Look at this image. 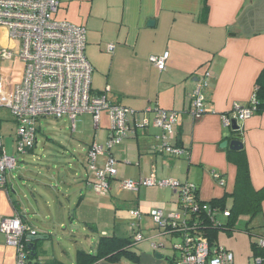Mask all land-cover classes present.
I'll return each mask as SVG.
<instances>
[{
  "label": "crops",
  "instance_id": "obj_1",
  "mask_svg": "<svg viewBox=\"0 0 264 264\" xmlns=\"http://www.w3.org/2000/svg\"><path fill=\"white\" fill-rule=\"evenodd\" d=\"M58 13L60 18L55 19L86 28L85 55L93 69V92L105 93L110 101L128 107L134 111L135 120H141L146 108L158 107L178 113L179 122L173 127V136L166 141L179 147L181 153L171 156L158 149L163 132L151 123L153 112H146L149 125L110 149L116 159L117 173L109 193H95L90 185L96 177L88 167L86 156L92 144H102L108 136V115L101 112L98 125L93 122L95 137L85 149H76L78 156L71 154L75 161L69 162L67 179L56 177L62 190L55 194V214L52 209L46 210L44 215L35 213L36 206L22 192L23 175L35 156V149H31L19 154L18 167L5 174L6 186L0 188V218L19 215L36 235L44 237L35 242L38 256L31 261L37 264H48L52 259L65 263L62 260L67 253L65 245L57 244V254L44 249L56 229L62 228L58 238L64 240L76 237L74 230L66 228L69 222L76 224L77 229L81 226L84 230L99 229L98 234L89 231L86 237L85 244L94 241L92 249L74 242V256L71 258L68 254L70 258L65 263L74 264L76 245L85 251H94L100 235H128L127 212L139 209L144 216L133 232L139 231L142 238L130 249L134 259L131 255H121L117 260L103 258L95 264H169L175 252L170 243H177L179 237L163 232L157 225L150 230L151 226L143 219L149 218L145 214L156 208L164 213L178 211L177 194L169 187L146 186L131 196L120 188L119 180L153 175L156 179L194 183L201 200L210 202L226 195L225 207L229 209L237 185L239 161L246 164V183L250 189H264V108L242 121V148L220 147L225 140L224 133L230 128L223 125L221 114L235 103L247 104L264 67V0H60L54 16ZM150 19L152 24H148ZM108 44H113L110 51ZM18 50L19 41L9 36L6 26L0 25V101L10 97L14 85L22 79L23 63L17 56ZM3 51L10 52L11 56H4ZM165 51L169 53L166 68L159 72L150 63L149 56ZM207 69L210 77L203 92L210 112L193 118L188 113L187 93ZM86 115L91 117L90 114L80 116ZM102 118L106 119L105 123ZM67 121L70 120L67 118ZM14 128L10 110L1 103L2 140L13 138ZM39 130L40 122L37 123V132ZM99 131H103L102 136ZM13 151L15 153V149ZM66 151L64 149V153ZM105 159L104 154L98 155L96 164L102 167ZM211 170L223 177V185L212 177ZM239 180L244 181V178L241 176ZM244 190L241 187L240 191ZM33 193L50 205L40 188H33ZM29 211L35 217L29 215ZM260 212L264 215V198ZM229 244L231 246V242ZM218 245L235 257L228 247ZM170 248L173 256L168 252ZM156 253L162 257H156ZM15 255L16 249L6 243L5 235L0 232V264H15Z\"/></svg>",
  "mask_w": 264,
  "mask_h": 264
},
{
  "label": "built area",
  "instance_id": "obj_2",
  "mask_svg": "<svg viewBox=\"0 0 264 264\" xmlns=\"http://www.w3.org/2000/svg\"><path fill=\"white\" fill-rule=\"evenodd\" d=\"M60 0H0V25L7 27L9 36L19 41L18 58L23 63V76L15 84L12 95L2 101L11 112L15 122L14 149L16 154H25L36 145L37 123L41 117L61 118L66 116L74 128L75 119L82 114H90L97 126L101 112L108 115V136L102 144H92L87 152L88 167L95 173L96 181L90 186L99 195H107L116 176V159L110 149L122 139L134 136L136 131L144 129L150 121L145 115L152 111V124L162 129L161 143L158 147L171 156H177L181 149L170 145L166 139L173 136V127L179 122V114L162 108H146L143 116L135 120V113L128 107L110 101L105 93L93 92L91 88L92 66L86 58V28L65 20L55 19L54 14ZM113 44H108L110 51ZM3 55L10 57V52ZM168 51L161 55H150V63L159 71L166 68ZM209 70L197 78L187 93L188 113L198 118L210 112L205 105L204 89L208 85ZM257 110L253 94L246 105L234 104L229 111L221 114L224 126L229 127L232 119L244 121ZM0 136V188H5L7 171L18 167L16 155L7 154ZM106 156L102 167L96 164L98 155ZM211 175L219 185L224 184L223 177L215 170ZM120 188L137 192L141 187H169L178 196L179 210L164 213L152 209L150 216L163 232L180 233L179 241L172 245L173 264H236L232 252L218 244L210 246L208 239L197 228L192 215L201 209L206 210L216 220L223 210L211 206L197 195V185L181 183L172 178L156 179L153 175L139 179H120ZM129 229L137 230L141 212L128 210ZM0 232L5 235L6 243L16 249L15 264H28L29 242L27 236L36 235L19 215L0 218ZM177 236V237H178ZM142 238L139 231L134 240ZM160 245V244H158ZM258 245L264 247V237ZM154 247L157 244H153ZM175 254L177 256H175ZM252 264H264L262 257H254Z\"/></svg>",
  "mask_w": 264,
  "mask_h": 264
},
{
  "label": "rangeland",
  "instance_id": "obj_3",
  "mask_svg": "<svg viewBox=\"0 0 264 264\" xmlns=\"http://www.w3.org/2000/svg\"><path fill=\"white\" fill-rule=\"evenodd\" d=\"M55 18H60L59 13L57 17L55 16ZM38 122H40V130L36 132L37 143L33 148L35 149V156L33 157V159L31 158L29 170L23 175L24 178L23 180H25V183L24 185L21 186V189L22 192L25 193V196L30 201V203H32L33 206H36L35 207L36 209L35 210L33 209L35 213L39 214L40 212H42L43 214L46 210L52 209L53 213L55 214V210H54L56 208L55 194L57 193V190L60 191L62 190L60 189L62 188V186L56 183L58 180L56 177H60L59 179L61 178L67 179V174H68L67 167H69V162L75 161L71 159L73 157L71 154L74 153L76 154V156H78L76 149L86 148V144L89 143L95 137L94 136L95 129L93 127V121L91 117L88 115H86V117L78 116L76 118L75 129H72V125L70 121H67L66 116H63L62 118L59 119L52 117H41L39 118ZM102 122L105 123L106 119L102 118ZM14 131L15 128L13 132ZM99 132H100L99 134L102 136L103 131H99ZM13 138H15V134L13 135ZM13 138L9 136L3 139L4 148L7 149V154H11V152H13V154H15L18 157L22 154L19 155L14 153ZM64 149H67L65 153H64ZM47 165H49V168L46 167ZM33 188L34 189L40 188L43 191V193L47 195L46 199L49 200L48 203H50V205L48 204L46 205L44 200H41L39 197H37V195L33 193ZM124 192L125 193L128 192L130 193L131 196H134V191L132 190H125ZM35 200L37 202H35ZM150 212L151 210L149 211V213L145 214L149 216V218H144L143 221H145L146 224L149 223V226H151L150 230H152L153 229L152 227H155L156 223L151 218ZM32 213L33 212L29 211L28 214L33 215ZM142 215L144 216V214L141 213V216ZM33 217L35 216L33 215ZM36 219L38 220L37 216ZM223 219L224 217H221V215L218 216V220L220 222H222ZM248 219L249 216H245V218L241 216L237 221V223L240 222L239 225L238 226L236 225V228H238L239 230L228 232L227 230L221 229L218 231V235L215 240L216 243L228 247L236 254L234 257V262L236 264L253 263V255L250 247V240L257 242L259 240V235H264L263 213L262 212L256 213L248 223V227L252 228V231L253 228L255 229V231H253V235L250 236L251 239H249V235L246 232H244L245 223L243 224V222L248 221ZM49 221L50 220H47V222ZM128 227H129V222H128ZM66 228L74 230L76 237L68 240L59 239L58 236H60L59 233H61L62 228H58L54 232H52L47 247H44V249H47L48 252L54 250L57 254L59 252V247L57 244L61 243L65 245V247H67L66 250L67 253L64 254V256H62V260L65 263L68 262L70 258L69 256H67L68 254L71 255V258L74 256V248H75L73 246L74 242L83 243V248H87L88 250L92 249V245L94 241L90 242V244L89 243L85 244V240L88 239L86 237L89 234V231H94L96 234L100 232L99 229L94 230L89 227L86 228L87 230H84L82 229V226L79 229H72L70 228V222L67 223ZM229 242H231V246ZM170 246H172L171 243ZM70 247L71 250L68 249ZM76 247H77L76 249H81L77 245ZM171 250L173 251V249L170 248L168 252L171 256H173Z\"/></svg>",
  "mask_w": 264,
  "mask_h": 264
},
{
  "label": "trees",
  "instance_id": "obj_4",
  "mask_svg": "<svg viewBox=\"0 0 264 264\" xmlns=\"http://www.w3.org/2000/svg\"><path fill=\"white\" fill-rule=\"evenodd\" d=\"M253 96L257 102V110L264 108V67L261 70L260 74L256 79V87L253 92ZM238 163V178L236 182V188L234 191V197L231 207L228 209L229 214L224 220V222H220L218 220V216L222 215L220 212L216 216L215 224L214 221L211 220V216L207 213L206 210H202L197 215H192V220L197 222V228L199 231L206 236L208 239L209 245H216V237L218 231L221 229L227 230L228 232L239 230L236 228V222L238 221L239 216L248 215L249 219L246 222L247 224L244 226V232L249 235H253L252 228L248 227V223L250 219L256 214L260 212L261 201L264 198V189L262 190H251L250 187L246 183L247 178V169L246 164ZM244 178V181L239 180L240 177ZM241 187L245 190L243 192L240 191ZM198 195V194H197ZM226 195L219 199H213L209 203L211 206H215L218 209L223 210L225 207ZM134 230L129 229V234L126 236H117L114 234L111 235H100L98 241L95 244L94 251H85L83 249H77L75 253V263L74 264H95L100 259H109V260H117L121 255H131L134 259L133 254L130 252L132 245L134 242ZM165 233H170L171 235L180 236V233H175L174 231ZM259 235V234H258ZM178 236V237H179ZM260 237H264V235H259ZM251 239V238H250ZM35 242H38L36 240ZM34 242V245H35ZM258 242L250 240V247L252 251L253 258L254 257H262L264 259V247H260ZM28 245V243H27ZM38 253L36 249L34 251H30L28 253V264H37L36 262H32V257H37ZM135 255V254H134ZM175 256H177L175 254ZM30 258V260H29ZM137 258V257H135ZM174 259V256H173ZM173 259L169 260V264H173ZM48 264H65L63 262L57 260H50Z\"/></svg>",
  "mask_w": 264,
  "mask_h": 264
},
{
  "label": "water",
  "instance_id": "obj_5",
  "mask_svg": "<svg viewBox=\"0 0 264 264\" xmlns=\"http://www.w3.org/2000/svg\"><path fill=\"white\" fill-rule=\"evenodd\" d=\"M153 20L150 19L148 20V24H152ZM241 121L236 120V119H232L231 120V124H230V128L227 132L224 133V138L225 140L220 144V147H226L227 145L229 146V148L234 149V150H238L240 148H242V134L240 131V126H241ZM70 228L72 229H77L78 226L74 225L72 222H70ZM29 242H28V249L30 251H34L35 250V245L34 242L36 240H42L44 239V237L42 235H29L27 236ZM156 257L161 258L162 255L156 253Z\"/></svg>",
  "mask_w": 264,
  "mask_h": 264
}]
</instances>
